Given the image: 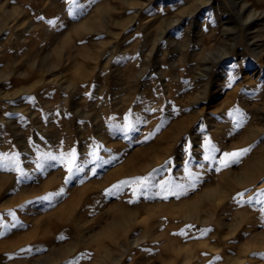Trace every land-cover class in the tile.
<instances>
[{"label": "rangeland", "instance_id": "374dc122", "mask_svg": "<svg viewBox=\"0 0 264 264\" xmlns=\"http://www.w3.org/2000/svg\"><path fill=\"white\" fill-rule=\"evenodd\" d=\"M142 1L0 0V264H264V0Z\"/></svg>", "mask_w": 264, "mask_h": 264}, {"label": "bare ground", "instance_id": "6f19581e", "mask_svg": "<svg viewBox=\"0 0 264 264\" xmlns=\"http://www.w3.org/2000/svg\"><path fill=\"white\" fill-rule=\"evenodd\" d=\"M144 1V0H143ZM142 1V2H143ZM147 0H145V2H146ZM204 0H194V2H203ZM241 1H243V0H241ZM240 1V2H241ZM191 2H193V1H191ZM144 3V2H143ZM133 5V4H132ZM143 5V4H142ZM193 5L191 4L189 7H192ZM245 6V4H243L242 6H241V8H243ZM245 8V7H244ZM142 12H143V10H142ZM138 13H140V12H138ZM170 17V16H169ZM256 18H257V16H256ZM163 31V30H162ZM162 34V33H161ZM242 34V33H241ZM246 36V35H245ZM243 37V36H242ZM251 38V37H250ZM237 39V38H236ZM245 39V38H244ZM253 40V39H252ZM237 41V40H236ZM251 43H253V42H251ZM251 45V44H250ZM236 46V45H235ZM257 48H259L260 49V46L258 45V47ZM254 49V48H253ZM258 49V50H259ZM234 50V49H233ZM252 50V49H251ZM234 52V51H233ZM251 55V54H250ZM261 55H263L261 52H260V50H259V53L257 54V56L259 57H261ZM254 56V55H253ZM222 58V56H219L217 59L218 60H220ZM256 58V57H255ZM254 58V59H255ZM262 66V65H261ZM165 77V76H164ZM247 77V76H246ZM165 85V84H164ZM166 86V85H165ZM120 105V102L119 103H115L114 104V107L116 108L117 107V105ZM124 104V103H123ZM126 104V103H125ZM128 108V107H127ZM127 112H128V110H127ZM170 131V130H169ZM104 137V136H103ZM163 138V135L161 134L159 137H157L156 139H155V141H153L150 145H148V146H146V148H143V149H141L138 153H137V155L136 156H138V155H140V156H144V157H146V158H149V159H151L153 156H154V150H153V147H155L156 145H158L159 144V142L161 141V139ZM156 151V150H155ZM166 152V151H165ZM163 153V152H162ZM260 153H264V152H260ZM135 155V154H134ZM134 155H132V156H134ZM258 155H260V154H258ZM261 156V155H260ZM135 158V157H134ZM137 158V157H136ZM142 158V157H141ZM140 158V159H141ZM260 158V160H262L263 158L262 157H259ZM140 159H138V160H140ZM264 160V159H263ZM257 161V160H256ZM252 162V161H251ZM264 161H262V163H263ZM155 163V162H154ZM249 163V161L247 162V164ZM255 163V162H254ZM256 163H259V162H256ZM261 162H260V164H262ZM129 164V163H128ZM252 166V165H251ZM255 166L257 167V165H254V169H255ZM264 166V165H263ZM247 167V166H246ZM259 167V166H258ZM244 168V167H243ZM242 168V169H243ZM264 168V167H263ZM250 169H251V167H250ZM139 170V169H138ZM244 170V169H243ZM143 171V170H142ZM258 172H259V170H257ZM260 171H261V169H260ZM244 172V171H243ZM256 171H254L253 169L252 170H250L249 172L247 171V172H245L244 174L242 173L241 175L239 174V175H237V174H235L234 176H231V177H229V179H234L235 180V183H237V184H240L241 186L242 185H244L245 183H248L250 180H251V178L257 173L258 174V172H256ZM241 173V172H240ZM264 173V172H263ZM228 175H229V173H228ZM259 176H260V174H258ZM48 177V176H47ZM50 177V176H49ZM60 177V176H59ZM51 178V177H50ZM50 178H47L46 180H48V179H50ZM54 178V177H53ZM56 179L58 178L57 176L55 177ZM258 178V177H257ZM1 180V179H0ZM45 180V181H46ZM52 178H51V182H52ZM254 180V179H253ZM255 181H256V179H255ZM42 182V181H41ZM49 184H50V182H48ZM60 183V182H59ZM234 183V182H233ZM234 183V184H235ZM250 183V182H249ZM256 183V182H255ZM229 185V184H228ZM232 185V184H231ZM231 185H229V186H231ZM247 185V184H246ZM245 185V186H246ZM249 185V184H248ZM47 186V185H46ZM88 186V185H87ZM235 186V185H234ZM84 187H86V186H84ZM27 188V187H26ZM243 188V187H242ZM37 189V188H36ZM44 189H45V187H44ZM84 189H86V188H84ZM83 189V190H84ZM88 189V188H87ZM86 189V190H87ZM25 190H27V189H25ZM35 190V189H34ZM1 192V191H0ZM36 193H37V191H35ZM43 192V191H42ZM41 192V193H42ZM62 192V191H61ZM73 192V191H72ZM31 193H32V191H31ZM34 193V192H33ZM39 193V192H38ZM47 194V193H46ZM56 194V193H55ZM59 194V193H58ZM71 194L72 193H70V196H71ZM88 194V193H87ZM28 195H30V194H28ZM40 195V194H39ZM44 196H45V194H43ZM73 195H75V194H73ZM76 196V195H75ZM73 197V196H72ZM71 197V198H72ZM85 197V196H84ZM91 196H89V198H90ZM27 198V197H26ZM48 198H50L51 199V197H49L48 196ZM74 198V197H73ZM25 199V198H24ZM36 199V198H35ZM44 199H46V198H44ZM49 199V200H50ZM84 199H86V198H84ZM83 199V201H85ZM72 201V200H71ZM87 201V200H86ZM67 202V201H66ZM46 203V202H45ZM84 203V202H83ZM12 204V203H11ZM67 204V203H66ZM69 204V203H68ZM13 205V204H12ZM15 205V204H14ZM19 208H20V206H19ZM64 208V207H63ZM68 208V207H67ZM12 210V209H11ZM16 211V210H15ZM58 212H60V211H58ZM9 214H12V211H9L8 212ZM13 213H15V212H13ZM55 213V212H54ZM62 213V212H61ZM50 214H52V213H50ZM51 215H49V217H50ZM58 216V215H57ZM48 217V216H47ZM46 217V218H47ZM48 217V218H49ZM4 218V217H3ZM6 219V218H5ZM48 222H50L49 220H47ZM61 221V220H60ZM5 222V221H4ZM47 222V223H48ZM46 223V221L43 223V224H45ZM42 224V225H43ZM53 225V224H52ZM34 226H36V225H34ZM47 226L48 225H46V227H45V229L47 228ZM42 227H44V226H42ZM34 227H32L31 229H33ZM52 228V227H51ZM53 228L55 229V228H60V225L58 226L57 224L56 225H53ZM43 230V229H41V230H43L44 231V234H46L48 231H50L51 229L48 227L46 230ZM7 231V230H6ZM3 232H4V230H3ZM8 232V231H7ZM244 232H245V230H244ZM243 232V233H244ZM43 233V232H42ZM3 234H5V233H3ZM7 234V233H6ZM13 236H14V234H13ZM111 236H112V234H111ZM15 238H16V236H14ZM117 237V236H116ZM25 241H22V242H20V239H12V244L10 245V246H12V247H14V246H17V245H21V244H23V243H25V242H27V244H29V245H27V247H29V246H31V244H32V248H34L35 247V245H37V243H39L38 244V246L40 247L41 245H46L47 244V242H49V240H48V237L47 238H42V239H35V240H33V241H29V239H24ZM7 241V240H6ZM8 241H10V239H8ZM131 241V243H135V240H130ZM28 242H30V243H28ZM121 246H123V250H124V252L123 253H126L128 250H129V247L127 246V245H121ZM29 249H30V247H29ZM38 249V248H37ZM59 250V249H58ZM48 255V254H47ZM47 255L45 256L46 258H47ZM124 256V255H123ZM179 256V255H178ZM46 258H37V259H35V261H37V263L38 264H47L48 263V260H46ZM119 256L118 257H114V259H113V261L114 262H117V261H119ZM184 258V257H183ZM187 258V257H186ZM87 259V258H86ZM90 260V259H89ZM82 261V260H81ZM189 261H190V259H189Z\"/></svg>", "mask_w": 264, "mask_h": 264}, {"label": "snow or ice", "instance_id": "6c2138e0", "mask_svg": "<svg viewBox=\"0 0 264 264\" xmlns=\"http://www.w3.org/2000/svg\"><path fill=\"white\" fill-rule=\"evenodd\" d=\"M248 150H242L241 152H234V153H225V158L224 160L221 161V164L224 166H227V162L231 159V160H235L238 159L240 155L246 153ZM52 159H55V157H53ZM65 162H66V168L69 174H71L73 172L74 166L76 165V153L75 151H72L70 153L67 154V157L64 158ZM17 170H18V164H17ZM129 182L124 181L122 182L121 186L123 184H127ZM135 184L139 185L142 188L147 189L150 185L147 182V179H137L135 182ZM152 187H155V185H151ZM114 187H119V186H114ZM161 189H167L168 191H173L174 188H178L179 186L176 185H160ZM260 195H264V192L260 193ZM166 198V197H165Z\"/></svg>", "mask_w": 264, "mask_h": 264}]
</instances>
